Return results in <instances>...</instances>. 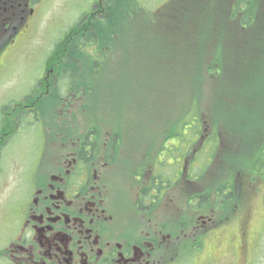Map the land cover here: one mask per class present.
<instances>
[{"label":"flooded vegetation","instance_id":"af4514ba","mask_svg":"<svg viewBox=\"0 0 264 264\" xmlns=\"http://www.w3.org/2000/svg\"><path fill=\"white\" fill-rule=\"evenodd\" d=\"M108 1L98 0L87 20L104 13ZM40 3L0 0L1 48L13 42L7 34L15 37L37 19ZM86 30L62 44L65 56L78 47L97 55L95 43L75 41ZM55 58L52 65L44 61L30 95L0 111V183L6 189L0 196V264H219L215 256L206 263L209 242L247 261L249 216L243 213L233 232L236 203L229 212L221 202L206 208L204 186L195 188L186 169L192 140L181 145L169 180L159 166L173 151V138L158 139L151 130L139 137L123 122L112 126L93 101L98 76L56 73L65 58ZM90 60L99 65L105 59ZM26 139L32 143L25 163L6 170ZM230 193L236 199V189Z\"/></svg>","mask_w":264,"mask_h":264},{"label":"rangeland","instance_id":"374dc122","mask_svg":"<svg viewBox=\"0 0 264 264\" xmlns=\"http://www.w3.org/2000/svg\"><path fill=\"white\" fill-rule=\"evenodd\" d=\"M97 1L41 0L37 19L23 27L15 35L13 42L0 53V111L9 109L12 103L32 93L33 84L43 72L44 61L55 44L63 41L62 36L69 28L86 19ZM170 1L172 0H110L108 6L117 13L112 25L122 29L111 36L112 42L106 40L114 44L115 48L109 52L105 51L108 57L94 69L98 71L96 75L99 80L95 84L96 90L100 92L95 102L108 112L107 121L111 122L112 126L114 121L117 122L115 126L120 128L122 125L118 124L123 122L127 126L126 129H130V133H137L139 137L151 130L154 137L163 138L171 123H176V118L181 114V122L177 126L179 137L173 138V151L168 156L165 155V163L159 166L162 173H168L169 180L172 181L177 170L175 165L181 159V145L194 139L188 127H194L195 124H190L187 109L190 102H194L195 90L192 89L193 86L188 87L187 82L191 66L199 58L198 33L204 14L201 4L204 5L206 0H176L173 3ZM108 27L109 25L105 24L107 36ZM11 35L12 33L7 34L6 38ZM210 60L211 58L206 60L204 65H208ZM83 71L84 75H94L92 68H85ZM205 76L202 73L204 93L211 87ZM198 108L202 120L197 125L202 132L201 136L195 137L200 138V141H195L193 146H190L188 154L191 162L186 165V169L192 177H197L200 171L203 173V186L206 190L214 183L213 178L223 165L222 154L227 145V137L218 129L212 131V124L206 116L208 107L204 100L199 102ZM182 124L190 126L187 125L185 130H182ZM258 129H262V126ZM215 134L218 137L216 145H207ZM28 140H24L22 146L13 151L14 157L6 170L13 172L18 163H25L26 150L32 143ZM177 143L179 145H176ZM192 150H195L194 153ZM263 156L258 163V174L237 175L235 171L233 180L238 213L234 219L235 223L231 225L232 231L236 232L240 217L247 212L249 220L246 218V233L250 231L253 236L249 259L246 261L247 257L239 254V251L234 254L236 259L229 253L224 255L222 245L215 250L216 243L209 242L205 248L206 263L208 257L214 259L215 256L219 258V264H233V259L234 264H264ZM234 159L236 168L237 157ZM197 184L196 180L195 188ZM5 190L4 185L0 183V196L2 192L5 195ZM175 192L178 196L180 190ZM211 197L213 198V195ZM233 239L232 235L229 246H233Z\"/></svg>","mask_w":264,"mask_h":264},{"label":"trees","instance_id":"16d2710c","mask_svg":"<svg viewBox=\"0 0 264 264\" xmlns=\"http://www.w3.org/2000/svg\"><path fill=\"white\" fill-rule=\"evenodd\" d=\"M201 8L204 14L198 33L199 58L193 62L187 82L188 87L193 86L192 89L195 90L194 102H190L187 109L190 124L194 123L195 126L189 130L193 138L201 136L202 131L197 125L202 120L198 104L204 100L208 107L206 116L212 124V131L218 129L227 137V145L222 154L223 165L213 178L214 183L209 189L206 188V208L213 203V195L216 200L214 203H223L221 209L229 212L232 208L231 202L235 203L236 200L231 199L230 193L234 185L235 171L237 175L258 174V163L264 155V0H206L204 5L201 4ZM116 14L107 5L104 13L97 15L93 20L89 18L81 30L73 28L70 35L66 34L63 41L59 42L53 56L47 59V64L55 63V56L60 54L59 59L65 60L57 62V66L54 64L56 72L84 74L85 68H92L91 72L97 74L90 56L87 57L89 60H83V48L69 50L65 56L62 44L74 35L72 32L80 33L87 29L84 36L75 41L99 43L97 56L93 57L106 59L108 56L105 51L109 52L115 48L114 44L106 40L112 42L111 36L122 29L112 25ZM134 19L136 25V18ZM105 24L109 25V36L105 35ZM124 28L126 29V26ZM72 57L82 60L70 62ZM209 58L211 62L204 65ZM202 73L211 85L206 93L203 91ZM93 100L95 102V99ZM180 115L176 118V123H171L170 131L167 130L165 137H179L177 126L181 122ZM182 125V130H185L186 124ZM259 126H262V129H258ZM209 141V146H215L218 142L216 134L212 135ZM234 157H237L236 168ZM217 210H220V207H217Z\"/></svg>","mask_w":264,"mask_h":264}]
</instances>
